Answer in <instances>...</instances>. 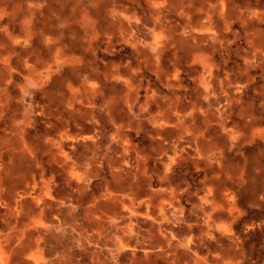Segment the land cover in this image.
Masks as SVG:
<instances>
[{"label":"rangeland","instance_id":"obj_1","mask_svg":"<svg viewBox=\"0 0 264 264\" xmlns=\"http://www.w3.org/2000/svg\"><path fill=\"white\" fill-rule=\"evenodd\" d=\"M0 2L5 3L0 5V35L7 38L6 57L0 59V188H5L0 192V228H17L21 251L15 264H33L30 257L40 234L34 231L35 223L52 219L57 225L56 220L67 217L63 215L68 207L79 215L77 220L82 219L85 209L99 207V196L111 184L106 163L91 174L79 164L92 156L88 148L95 146L72 142L75 132L89 124L80 121L85 105L70 110L66 98L70 87L78 89L85 81L104 84L105 93L96 105L113 97L120 109L113 115L115 123L130 124V143L149 157L148 173L138 179L142 198L150 180L159 187L158 176L164 175L160 151L153 149L150 115L163 109L159 106L187 108L196 103L202 117L197 121L204 127L203 115L218 116L214 106L208 107L216 98L222 100L218 106L227 110L229 127L254 120V112L260 119L249 123L247 130L232 128L243 138L226 143L224 163L200 160L188 149L184 153L189 137L166 175L174 187L185 191L181 201L189 216L204 188H219L218 195L227 199L243 187L264 190V47L253 43L258 33L264 38V0ZM16 3L19 10L13 26L9 15ZM237 86H242L241 92L233 94ZM130 110L144 113L133 117ZM243 110L252 113L245 115ZM103 116L97 124L112 130L113 119L107 113ZM208 125L220 135L217 121ZM255 128L263 132L260 138L251 137ZM101 142L105 146L106 141ZM255 154L260 156L259 166L251 165L254 157L249 156ZM75 175L83 177V188H78ZM227 217L233 232L245 237L247 259L235 264H257L258 256L264 255V193L254 207L238 199ZM64 227L67 230L58 233L60 241L51 236L48 248L56 250L62 240L67 249L75 245L69 264H91L81 236L71 233L70 225ZM105 236L98 241L104 242ZM112 248L111 241L102 245L103 255L107 257ZM130 259L127 256L124 264H131ZM210 261L222 264L212 257Z\"/></svg>","mask_w":264,"mask_h":264},{"label":"bare ground","instance_id":"obj_2","mask_svg":"<svg viewBox=\"0 0 264 264\" xmlns=\"http://www.w3.org/2000/svg\"><path fill=\"white\" fill-rule=\"evenodd\" d=\"M1 4L3 5L5 3L0 2V5ZM18 10V4L16 3L12 13L9 15V23L13 26L16 25L15 20ZM258 34L260 35V33ZM258 36L253 42L255 43L254 45H262L264 47L263 36ZM6 40V37L0 35V46L4 47V49L0 50V59L6 57ZM8 49L12 48L9 47ZM7 58L8 60L11 59L10 56H7ZM100 84L102 85V83ZM97 86L99 85L85 81L78 88L80 91L79 96L76 95L71 97V102L74 104L87 103L88 106L97 107L100 114L103 113L102 115H106L107 113V116L113 119V115L120 111L119 105L112 97L111 100L105 102L103 105L97 106L96 102L99 99L98 97L105 93L104 84L102 85L103 87H101L102 91L97 90ZM241 88L242 86L234 88L233 94H236L237 90L238 93H240ZM228 94H230V92H228ZM79 97L80 99L85 97L84 99L86 101L78 100ZM207 99L209 100L211 97H207ZM221 102L222 100L216 98L215 101L208 104L209 108L214 106L218 116L213 117L208 115L207 117L202 113L204 127L201 123L198 124L197 119L200 120L202 117H198L197 115L198 112H201V109L197 107L196 103L191 104L187 108L183 105L159 106V108L163 109L157 110V114L155 115H150L149 123L153 129L152 132L155 138V146H153V149L154 151H160L159 163L163 168L164 175L160 177L158 174L157 183H159V187L154 188L155 186H152L153 180H150V188L144 193L146 201H143L144 198H142L140 193L142 189L139 188L137 184H139V175L148 173L149 157L145 155L144 151L133 146L129 141L130 139L128 140L127 131H129L128 127L130 124L121 125L122 122L117 124L113 119L114 134L107 137V154L110 155L109 159H112L110 163L115 169L113 177L114 181L117 183V188H106V192L102 194V197H105L104 201H106V203L101 204L105 205L108 202H112V204L108 203L112 207L113 203H115V208L113 210L115 214L111 218H105L104 214L100 213L102 209L98 207L95 209H86L85 224L80 226V231L85 234L92 233L97 237L102 235L104 231L111 232L116 241L114 252L115 258L119 264H124V260L127 256L130 255L134 257L138 252L144 254L143 257H134V259L131 260V264H157L164 256L165 258L169 256L171 258L170 263L172 264H178L182 261H184L183 263L185 264H197V261L191 259L190 256L194 251V240L191 238L187 239L188 236H192L193 231L198 230L199 237L203 240L206 237V241L213 240L217 245L214 247L216 250L217 248L223 247L224 239L227 237L225 235H227V233L233 234L230 226L226 223L229 217H225L228 212L230 213L229 215H231V212L235 210L236 207L233 205L229 206L227 196L224 195L221 198L217 193V189L219 188L215 187L204 188L202 190L203 195L199 198L198 204L194 207V216L197 217L196 220H201V225L195 222L194 227L188 224L186 228L182 229L179 227L178 229V225L176 224L185 222V219L188 217V213L181 201L185 191L177 189L178 187H174L170 182L169 175H166L171 171L176 157L183 153L184 147L182 143H188L187 140L189 137V145L185 148L184 153H186L188 149L194 151L195 156L200 160H205L210 163L213 162V160L221 159L223 162L226 143L230 142L232 144L238 137L235 134L236 131L228 126L229 120L225 117L226 108H220V106H218ZM130 113H132L133 117H139V115L142 116L144 112L142 110L138 115L130 110ZM243 113L248 115V113H252V111L243 110ZM254 113L251 114L254 116V120H248L236 126L241 125L240 129L247 130L249 123L252 124L258 120V116L254 115ZM213 120L217 121L221 132L220 135H217L214 130L212 131L209 129L208 124ZM194 121H196L197 125H195ZM242 132L243 131H240V133ZM99 134L100 136L102 135L101 131ZM122 134L127 138L125 139L127 143H122ZM259 134L260 132L256 129L250 130V135L253 138ZM98 140H100V138L96 135L89 138H75L72 142L91 141L96 143ZM221 160L218 162L219 164H221ZM161 173L162 172H160V174ZM131 179L134 182H131ZM167 180H169V183L166 182ZM138 201L140 202L139 205L137 204ZM143 203H146V207L140 208ZM167 206H171L169 212L170 215L173 216L175 224H170L167 220ZM141 211H144V214L141 213ZM98 215H100V217ZM230 221L229 224L231 223ZM144 223H149L148 229H143V227H146ZM62 225V223L56 225L52 219L46 223L38 222L34 224V231L40 234L36 240L37 244L34 245V254H31L30 257V259L33 260V264H69L71 258L68 259L64 250L60 251L57 257L51 260L52 255L55 254H50L45 249L49 235L52 236L54 233L58 234L61 230L62 232L63 230L65 231ZM16 229V227L9 226L8 231H4L0 228V264H15L17 262L21 251V245H19L21 238L14 233ZM184 233L186 237L184 239L180 238L184 237ZM86 244L87 246H83L85 249H87L89 245L91 246V244L94 248L98 246L97 243H92L90 241L86 242ZM24 246L25 244L23 243V247ZM99 252H101V250H99ZM94 254L95 252L92 251L91 255L94 256Z\"/></svg>","mask_w":264,"mask_h":264},{"label":"crops","instance_id":"obj_3","mask_svg":"<svg viewBox=\"0 0 264 264\" xmlns=\"http://www.w3.org/2000/svg\"><path fill=\"white\" fill-rule=\"evenodd\" d=\"M52 54L54 55V51L52 52ZM10 61V60H8ZM99 86H97V90L99 91H102V88L103 87L100 83H98ZM105 92V91H104ZM69 93H70V96L68 98H66V104L68 106V108L70 110H75V106L78 104H74L71 102V97H74L76 95L79 96L80 94V91L78 89H74L72 87L69 88ZM85 97H82L80 99V97L78 98V100H82V101H86L84 99ZM70 103V104H69ZM72 105V106H71ZM80 105H85V109H82L83 112L81 113V119L80 121H85L89 124V126H85V125H82L81 126V129L78 131L75 132V134L73 135L72 137V140H74L75 138H89L91 136H99L100 140H98L96 143H93L91 141H86V142H91L95 148H88L89 150H91L93 153H92V156L90 158L87 159L86 162H79L81 168L84 167V169L86 170V174H91L93 172H97L98 170H100L102 168V165L104 163L107 164V166L109 167L110 169V174H111V178L113 179V182H112V179H111V184L109 183L108 187L106 188H117V183L116 181H114V171L115 169L113 168L112 164L110 163V160L112 159H109L110 155L107 154L108 150H107V137H110L111 134H114V121H113V124H112V127L113 129L112 130H107L105 129L103 126H100L99 124H97L100 120H103L105 116H103L102 114L99 113V110L97 107H91V106H88L87 103H80ZM81 110H79L80 112ZM103 116V117H101ZM258 119H260L258 117ZM77 121V120H76ZM261 121V120H260ZM258 122V120H257ZM124 122H122L121 125H125L123 124ZM255 123V122H254ZM101 124V123H100ZM119 124V123H117ZM256 124V123H255ZM102 125V124H101ZM255 126V125H254ZM85 127V128H84ZM229 128H236L235 127H229ZM239 128H241V125L239 126ZM256 129V128H255ZM260 132L259 135L255 136V137H261L263 132L259 129H256ZM101 131V136L99 134V132ZM129 132V131H127ZM88 133V134H87ZM122 143H127L125 142V139L128 138L129 140V137L125 138L122 134ZM259 137V138H260ZM243 138L241 135L238 137V139L233 142V143H237V141L239 139ZM103 139L106 141L105 142V146H100L99 144L103 143L101 141H103ZM130 141V140H129ZM240 141V140H239ZM86 142H74V143H86ZM99 145V146H97ZM103 145V144H101ZM97 146V148H96ZM102 152V153H101ZM254 153V152H253ZM107 154V155H105ZM225 155V153H224ZM251 157H254V160H253V163H251V165L253 166H259L261 165V159H260V156L255 154V155H250L249 158L251 160ZM218 160V159H216ZM227 162L230 164L231 161L227 159ZM74 180L77 182V184H79L78 188H83L82 186H80V183L81 181L83 182V177L82 176H74ZM83 184H86V182L84 181ZM137 186L139 187V185L137 184ZM106 188H105V191L104 193L106 192ZM150 188V187H148ZM162 188V187H160ZM143 189V188H141ZM1 190H5V188H0V192ZM147 191V190H145ZM184 191V190H183ZM203 192V191H202ZM102 193V194H104ZM261 193H264V190L262 188H248V187H243V188H239L238 192H237V195L235 196H232V197H229L228 199V203H229V206L233 205L234 207L237 208V202H238V199L242 200L244 203H246L247 206L249 207H254L255 206V201L258 197V195H260ZM102 194L99 196V198H102V200L100 202L102 203H106V201H104V198L105 197H102ZM203 195V194H202ZM201 195V196H202ZM143 201H146V198L143 199ZM109 204H112V202H108ZM100 204L98 208L102 209V212L100 213H103L104 214V217L105 218H108V217H113V215L115 213H113V210H114V204L113 203V206L111 207L109 204ZM146 207V203H143L141 204V207L140 208H145ZM171 206H167L166 207V210H167V220L168 222L170 223V220L169 218H171L172 220L174 219L173 216L170 215V209ZM67 213L64 214L63 216H67V217H63V220L62 222L60 221V219L56 222L57 224H60L62 223L63 224V227L66 226L67 224L71 226V233H77L81 236V240L85 242L84 245L87 246L86 242L90 241L92 243H97L98 245H100V248L102 245H106L107 242L111 241V244L113 245V248L112 249H109L107 252V257L103 255V252L101 249V252H99V250H94V247H92V244L91 246L89 245L87 249H85V247L82 249L83 251H85L87 253V255L90 256L91 258V264H108V263H111L113 262L114 264H119L117 259L115 258V238H114V235L111 233V232H107V231H104L102 235L100 236H93L94 234L92 233H88V234H85V233H82L80 231V226L81 225H84L85 224V219H86V216H85V212H86V209L84 210L83 212V218L80 219V220H77V217L79 215L75 214L72 210L71 207H68L67 208ZM87 209H92V208H87ZM59 211H61V209H59ZM141 213L144 214V211H141ZM254 213V211H253ZM192 216H189L185 219L186 221L185 222H179L177 223L176 225H178V229L179 227H181L182 229L186 228L188 224L192 225L193 227L195 226V222L199 225H201V220L197 219V217L194 216V213L192 211ZM230 214V213H229ZM59 215H61L59 213ZM227 215V213H226ZM100 217V215H98ZM69 217V218H68ZM169 217V218H168ZM51 220V219H50ZM48 220V221H50ZM46 221V222H48ZM229 221H230V217L229 219L226 221V223L230 226L231 230H232V222L229 224ZM45 222V223H46ZM55 222V220H54ZM170 224H175L174 223V220L172 223ZM249 228V227H247ZM250 228H253V226L251 225ZM65 231L67 230L66 227H64ZM198 229L200 230V228L198 227ZM233 231V230H232ZM185 234V233H184ZM103 235H106L105 236V241L103 242H99L98 240H100ZM184 237H180L182 239H184L186 237V234L183 235ZM227 236L226 239H224V245L222 248H217V250L214 248L215 246H217L213 240H207V237L203 240L199 237V231L198 230H195L192 232V236H188L187 239H192L194 240V243H195V246H194V251L192 254H190L191 256V259H194L197 261V264H209L211 261V257L213 259H215L216 261H222V264H235L236 261L238 260H244V259H247V253H246V248L244 247V244L243 242H245V237H243L242 239L240 238V236H238V234L236 235L234 232L233 234L231 233H227ZM52 237H54L56 240H59L60 241V238H59V235L54 233L52 235ZM232 238V239H231ZM49 239L51 240V236L49 235L48 236V239L47 241H49ZM95 241V242H94ZM217 241V240H216ZM219 241V239H218ZM212 242L214 243V245H210L209 243ZM59 243V242H58ZM44 245V244H43ZM42 245V246H43ZM60 247L56 248V250H50L48 248V246H50L49 244L46 243V251L49 252L50 254H55L53 256H55V258L57 257V254L64 250L65 254L68 256V259H70L69 263H72V260H73V257H74V254H75V251H74V248H75V245H74V248L70 247V248H66L65 247V244L63 243V241L61 240L60 242ZM62 246V247H61ZM63 248V249H62ZM96 249V247H95ZM94 251L95 254L94 256L91 255V252ZM206 251V253H205ZM264 251V250H263ZM100 253V254H99ZM144 254L138 252L134 257H143ZM164 256V255H163ZM222 256V257H221ZM131 259H134L133 256H130ZM145 259V258H144ZM170 257L168 256L167 258H165V256L163 257L162 260H165L166 262H168V264H172L170 263ZM184 261L178 263V264H185L183 263ZM157 264H159V261L157 262ZM257 264H264V255L260 254L258 256V262Z\"/></svg>","mask_w":264,"mask_h":264}]
</instances>
